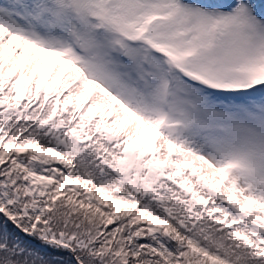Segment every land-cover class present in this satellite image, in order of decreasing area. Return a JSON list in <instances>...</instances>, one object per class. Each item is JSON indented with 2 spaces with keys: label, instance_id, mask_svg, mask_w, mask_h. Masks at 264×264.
<instances>
[{
  "label": "snow or ice",
  "instance_id": "1",
  "mask_svg": "<svg viewBox=\"0 0 264 264\" xmlns=\"http://www.w3.org/2000/svg\"><path fill=\"white\" fill-rule=\"evenodd\" d=\"M0 264H264V0H0Z\"/></svg>",
  "mask_w": 264,
  "mask_h": 264
}]
</instances>
